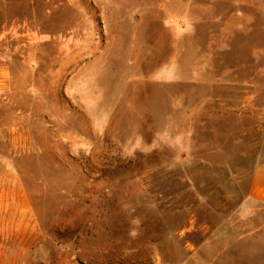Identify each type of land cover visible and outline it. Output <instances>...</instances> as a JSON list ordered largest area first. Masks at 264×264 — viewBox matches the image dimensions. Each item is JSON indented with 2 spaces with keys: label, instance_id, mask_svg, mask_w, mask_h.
I'll use <instances>...</instances> for the list:
<instances>
[{
  "label": "rangeland",
  "instance_id": "rangeland-1",
  "mask_svg": "<svg viewBox=\"0 0 264 264\" xmlns=\"http://www.w3.org/2000/svg\"><path fill=\"white\" fill-rule=\"evenodd\" d=\"M259 165L264 0H0V264H264Z\"/></svg>",
  "mask_w": 264,
  "mask_h": 264
},
{
  "label": "crops",
  "instance_id": "crops-1",
  "mask_svg": "<svg viewBox=\"0 0 264 264\" xmlns=\"http://www.w3.org/2000/svg\"><path fill=\"white\" fill-rule=\"evenodd\" d=\"M248 198L255 200L258 206H264V165L257 166L254 171L252 185L248 194ZM258 206L254 208H247V212L251 213Z\"/></svg>",
  "mask_w": 264,
  "mask_h": 264
}]
</instances>
